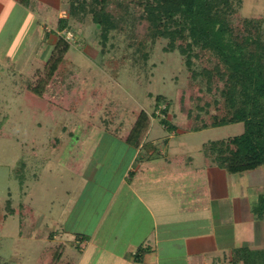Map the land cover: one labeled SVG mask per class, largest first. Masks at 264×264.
I'll return each instance as SVG.
<instances>
[{"label": "rangeland", "instance_id": "374dc122", "mask_svg": "<svg viewBox=\"0 0 264 264\" xmlns=\"http://www.w3.org/2000/svg\"><path fill=\"white\" fill-rule=\"evenodd\" d=\"M8 11L9 9L5 14ZM41 11V24L57 21V15L53 14L49 20L50 16L43 15L45 11ZM7 15L3 14L0 18V205L5 210L10 201L15 214H9L6 221L0 222V264H42L39 254L52 241L50 232L43 233L42 228L47 226L52 229L57 224H62L61 231L72 233L86 225L85 218L91 216L92 223L87 225L89 229V225L91 227L100 214L101 207H105L107 197L119 184L133 151L106 130V106L95 116H90V109L87 107H82L78 115L59 113L49 107L44 113L34 109L33 101L23 94L27 91L31 82L29 78L33 74L25 64L31 54L33 55L34 42L38 43L40 38H36L35 34L29 45H26L29 24L19 31V28L15 29V24L9 26ZM255 17L264 19V0H243L234 20L236 24H240L244 18ZM7 26L13 27L11 33H8ZM60 36L71 45L68 58L75 64V85L85 86L89 93L96 88L108 90L109 98L119 105L111 109L117 110L116 120L120 124L126 121L124 113L127 109L147 110L153 115L148 140L169 134L161 123V119L165 117L161 109H164L166 103L162 102L161 107H157V98L164 97L170 102L166 115L168 120L174 123L179 121V106L174 100L188 87V67L185 57L179 51H165L168 40L161 39L156 43L144 69L136 66L131 58L122 66L118 77H115L104 62L107 58L115 60L132 52L126 50L128 43L124 35L112 37L104 47L98 36L97 26L92 17L88 16L85 24L79 26L76 33L66 31ZM42 47L43 52L33 55L36 58L32 63L34 69H41L40 65L46 61L54 44L49 42V45L47 43ZM195 92L197 94L196 90ZM72 93L75 90L72 89ZM68 102L66 94L63 103L67 106ZM87 123L101 129L93 135L95 138L92 141V156L89 161L88 180L93 174L95 181L83 183L85 179L73 175L67 169L69 166L65 165L73 152L69 146L65 147V143L70 138L69 132L81 134ZM244 131V124L239 123L201 132H179L180 136L172 143L177 149H184L200 164L204 159V143L238 136ZM57 137L63 139L58 149L52 146ZM93 182L105 184L106 188L96 190ZM237 182L242 195L241 200L237 198L238 204L248 198L247 212L252 220L248 223L244 244L252 248H263L264 223L255 219L253 208L257 206L260 194L264 193V169L242 173ZM96 195L100 198L90 214ZM24 205L36 210L42 233L41 240L33 236L35 229L29 226L20 228L22 222L19 211ZM225 205L231 206L230 199Z\"/></svg>", "mask_w": 264, "mask_h": 264}, {"label": "trees", "instance_id": "16d2710c", "mask_svg": "<svg viewBox=\"0 0 264 264\" xmlns=\"http://www.w3.org/2000/svg\"><path fill=\"white\" fill-rule=\"evenodd\" d=\"M66 2L68 14L56 22L55 32L66 30L76 33L78 27L91 16L104 47L112 37L124 35L128 43L126 50L132 52L115 60L107 58L104 62L115 77L131 58L136 66L144 69L156 43L161 39L168 40L165 51H179L185 57L188 87L174 100L181 116L175 123L166 116L170 102L164 97L157 98V107H161L162 102L166 103L161 109L165 116L162 124L171 131L201 132L243 123V134L204 143L203 156L209 166L219 167L231 175L264 169V19L244 18L236 24L234 17L243 0ZM179 41L186 43L178 44ZM70 47L64 37L56 34L54 47L40 65L41 69H34V65L31 69L33 74L27 91L23 92L25 97L31 99L34 109L41 113L49 107L59 113L78 115L82 107H87L90 116H95L106 106V130L132 147L139 148L151 128L153 115L147 110L129 108L124 113L126 121L120 124L116 120L117 110L111 109L119 105L109 98L108 90L96 88L89 93L85 86L75 85V64L68 58ZM66 94L69 98L67 106L63 103ZM86 125L81 134L69 132L70 138L66 143L74 152V148L101 129L92 123ZM62 142L63 139L57 137L53 148H60ZM74 155L69 156L68 162L65 161L69 168H74L75 158H80ZM6 208L3 210L0 205V222L6 221L9 214H15L10 201ZM21 208L20 228L29 226L34 229L39 221L36 210L26 205ZM253 211L255 219L264 223V193ZM57 247L48 246L41 258L59 255L61 252ZM232 255L234 264H264V247H243L234 250Z\"/></svg>", "mask_w": 264, "mask_h": 264}, {"label": "crops", "instance_id": "0c3cea01", "mask_svg": "<svg viewBox=\"0 0 264 264\" xmlns=\"http://www.w3.org/2000/svg\"><path fill=\"white\" fill-rule=\"evenodd\" d=\"M67 8L66 0H0V18L8 14L9 26L15 24L19 31L29 24L26 45L35 34L40 38L32 50L36 55L43 52L45 44H55L56 34L66 32H55V24L67 16ZM40 11H45L43 15L50 16L49 20L53 14L57 15V21L41 24ZM9 26L6 29L11 33L13 27ZM33 55L25 64L30 70L36 59ZM163 127L168 135L148 140L150 128L139 148L114 135L133 151L119 184L89 229L91 216L85 218L86 225L72 233L61 231L62 224L57 223L52 229L42 228L43 233L50 232V246H59L61 252L43 259V250L39 254L42 264H234L233 251L248 247L244 244L246 230L252 222L247 212L248 198L238 204L237 198H242L237 182L240 174L231 175L209 166L204 156L199 164L172 143L180 136L179 132L189 131ZM94 138L74 148L78 152L73 151L74 156L80 158L73 157L74 168H67L76 177L85 179L83 183L95 181L93 174L88 180ZM93 183L96 190L106 188L105 184ZM96 197L90 214L100 198ZM228 199L230 207L225 205ZM34 229L33 236L41 240L40 223Z\"/></svg>", "mask_w": 264, "mask_h": 264}]
</instances>
